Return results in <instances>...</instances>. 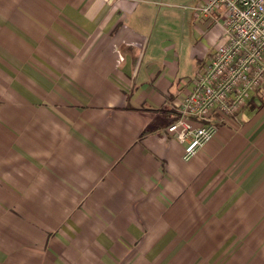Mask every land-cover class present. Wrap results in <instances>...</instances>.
Segmentation results:
<instances>
[{"label":"crops","instance_id":"crops-1","mask_svg":"<svg viewBox=\"0 0 264 264\" xmlns=\"http://www.w3.org/2000/svg\"><path fill=\"white\" fill-rule=\"evenodd\" d=\"M203 1L0 0V264H264V97L188 161L166 132Z\"/></svg>","mask_w":264,"mask_h":264},{"label":"built area","instance_id":"built-area-1","mask_svg":"<svg viewBox=\"0 0 264 264\" xmlns=\"http://www.w3.org/2000/svg\"><path fill=\"white\" fill-rule=\"evenodd\" d=\"M198 16L223 13L224 42L194 78L166 132L192 159L215 138L218 123L264 97V0H204Z\"/></svg>","mask_w":264,"mask_h":264},{"label":"rangeland","instance_id":"rangeland-1","mask_svg":"<svg viewBox=\"0 0 264 264\" xmlns=\"http://www.w3.org/2000/svg\"><path fill=\"white\" fill-rule=\"evenodd\" d=\"M202 19H200V21H201Z\"/></svg>","mask_w":264,"mask_h":264}]
</instances>
